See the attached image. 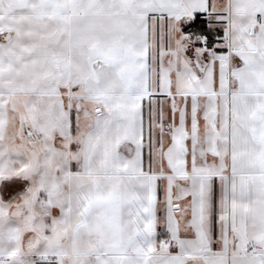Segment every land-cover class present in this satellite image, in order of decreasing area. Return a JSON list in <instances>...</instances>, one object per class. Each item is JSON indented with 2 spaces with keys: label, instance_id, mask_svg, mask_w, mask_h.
<instances>
[{
  "label": "snow or ice",
  "instance_id": "snow-or-ice-1",
  "mask_svg": "<svg viewBox=\"0 0 264 264\" xmlns=\"http://www.w3.org/2000/svg\"><path fill=\"white\" fill-rule=\"evenodd\" d=\"M0 264H264V0H0Z\"/></svg>",
  "mask_w": 264,
  "mask_h": 264
}]
</instances>
